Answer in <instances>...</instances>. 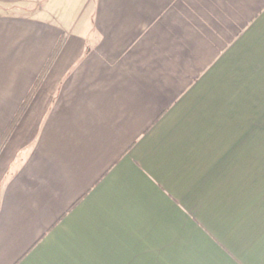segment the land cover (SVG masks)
Here are the masks:
<instances>
[{"label":"crops","instance_id":"obj_1","mask_svg":"<svg viewBox=\"0 0 264 264\" xmlns=\"http://www.w3.org/2000/svg\"><path fill=\"white\" fill-rule=\"evenodd\" d=\"M38 1L0 13V264H264V125L184 133L264 0Z\"/></svg>","mask_w":264,"mask_h":264},{"label":"rangeland","instance_id":"obj_2","mask_svg":"<svg viewBox=\"0 0 264 264\" xmlns=\"http://www.w3.org/2000/svg\"><path fill=\"white\" fill-rule=\"evenodd\" d=\"M41 5L42 1L37 2V0L26 6L0 5V13L33 14L40 9ZM257 43L264 49V37H261V40L258 39ZM251 63H253L252 54H243L238 67L223 69L222 84L219 83V78L217 84L209 83V96L206 94L205 99L191 102L199 107L197 111L199 115L195 117L190 129L186 127L184 131L186 136L191 135L192 139L197 136V139L207 142L209 146L210 141L222 138L224 140L242 139L247 134L242 131L248 125L251 127L264 125V68L252 69L248 67ZM14 132L12 130L8 134L1 149L6 146ZM262 133L264 134V131ZM258 138L261 137H256Z\"/></svg>","mask_w":264,"mask_h":264},{"label":"trees","instance_id":"obj_3","mask_svg":"<svg viewBox=\"0 0 264 264\" xmlns=\"http://www.w3.org/2000/svg\"><path fill=\"white\" fill-rule=\"evenodd\" d=\"M31 96H32V93H31V95H29V97L27 98V101H26V102H28V100L30 99ZM26 102H25V103H26ZM24 107H25V105L21 108L19 114L15 117V119L13 120V122L11 123V125L9 126L7 132L5 133V136L3 137V139H2V141H1V143H0V149H1L2 145L4 144L5 139H6V137L8 136V134H9L12 130L15 129L16 125L18 124L19 120L21 119L22 114H23V112H24Z\"/></svg>","mask_w":264,"mask_h":264}]
</instances>
